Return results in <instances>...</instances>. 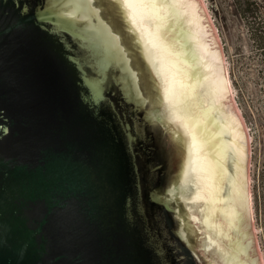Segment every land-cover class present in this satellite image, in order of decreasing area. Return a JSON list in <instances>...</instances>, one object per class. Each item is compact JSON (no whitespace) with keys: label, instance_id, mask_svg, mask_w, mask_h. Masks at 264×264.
I'll use <instances>...</instances> for the list:
<instances>
[{"label":"water","instance_id":"95a60500","mask_svg":"<svg viewBox=\"0 0 264 264\" xmlns=\"http://www.w3.org/2000/svg\"><path fill=\"white\" fill-rule=\"evenodd\" d=\"M126 7L0 0V264H264L207 2Z\"/></svg>","mask_w":264,"mask_h":264},{"label":"rangeland","instance_id":"374dc122","mask_svg":"<svg viewBox=\"0 0 264 264\" xmlns=\"http://www.w3.org/2000/svg\"><path fill=\"white\" fill-rule=\"evenodd\" d=\"M205 1L221 37L230 94L237 97L234 111L250 136L252 217L264 254V0Z\"/></svg>","mask_w":264,"mask_h":264},{"label":"flooded vegetation","instance_id":"af4514ba","mask_svg":"<svg viewBox=\"0 0 264 264\" xmlns=\"http://www.w3.org/2000/svg\"><path fill=\"white\" fill-rule=\"evenodd\" d=\"M160 264H198L189 248L178 240H167L164 244Z\"/></svg>","mask_w":264,"mask_h":264},{"label":"snow or ice","instance_id":"6c2138e0","mask_svg":"<svg viewBox=\"0 0 264 264\" xmlns=\"http://www.w3.org/2000/svg\"><path fill=\"white\" fill-rule=\"evenodd\" d=\"M129 0H117V3L121 7V9L124 11L126 18L130 16V13L127 11V4Z\"/></svg>","mask_w":264,"mask_h":264},{"label":"bare ground","instance_id":"6f19581e","mask_svg":"<svg viewBox=\"0 0 264 264\" xmlns=\"http://www.w3.org/2000/svg\"><path fill=\"white\" fill-rule=\"evenodd\" d=\"M228 94H229V95H231V94H230V91H229V93H228Z\"/></svg>","mask_w":264,"mask_h":264}]
</instances>
